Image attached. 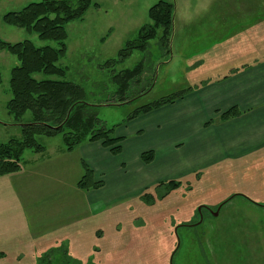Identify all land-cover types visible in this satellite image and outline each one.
Listing matches in <instances>:
<instances>
[{
	"label": "rangeland",
	"instance_id": "1",
	"mask_svg": "<svg viewBox=\"0 0 264 264\" xmlns=\"http://www.w3.org/2000/svg\"><path fill=\"white\" fill-rule=\"evenodd\" d=\"M41 1L0 0V39L56 48L54 42L40 41L35 34L2 22L3 15ZM159 1L174 7L169 46L160 44L158 31L145 52H133L111 69L101 68L117 60L124 44L149 23L148 10ZM66 33L67 51L57 63L66 70L63 80L85 90L87 103L97 107L107 128L115 127L116 136L136 109L264 61V0H92L80 21L67 24ZM140 62L143 73L130 87L134 99L110 104L117 99L111 71L130 70ZM17 66L15 57L0 52V143L20 138V125L5 109L11 98L10 71ZM34 78L57 80L43 74ZM29 120L27 113L24 123ZM47 140L61 142V137L37 138L43 147ZM252 157L185 174L176 179L178 188L162 199L159 196L166 191L152 188L148 203L133 196L107 200L104 212L78 222L77 228L85 226L84 237L69 247L68 261L53 255L51 264H264V151ZM81 177L62 179L68 208L86 204L82 195L70 193L77 192ZM18 185L0 183V189L8 192L0 208V264H41L43 256L60 247L57 237L63 231H56L50 242L37 235L46 210L56 207L49 205L48 190L34 180L21 179ZM104 190L102 195L109 199L110 189ZM58 192L51 195L61 201L55 197ZM66 213L60 207L51 224L67 226L72 212Z\"/></svg>",
	"mask_w": 264,
	"mask_h": 264
},
{
	"label": "crops",
	"instance_id": "2",
	"mask_svg": "<svg viewBox=\"0 0 264 264\" xmlns=\"http://www.w3.org/2000/svg\"><path fill=\"white\" fill-rule=\"evenodd\" d=\"M232 108H236L240 115L220 121L219 115ZM115 137L122 139L118 156H112L99 143H85L68 153L64 151L62 141L47 140L43 153L24 152L20 172L6 180L0 178V183L13 186H17L21 179L34 180L36 186L48 190L49 205L56 209L46 210L42 232L37 235L50 242L56 231H63L57 237L60 242L58 252L65 251L67 255L72 244L80 243L85 226L77 228L78 222L91 213L104 212L107 200L129 196L139 198L170 178L173 179L170 181H176L185 174L226 161L253 158L264 151V61L230 71L222 79L195 86L175 104L120 126ZM147 151L154 153V160L148 165L140 159ZM82 164L93 171L94 179L102 182L103 187L95 191H81L76 187L77 192L72 190L71 195H82L86 204L78 209L68 208L65 201L68 194L62 179L81 176ZM107 187L110 189L109 199L102 195ZM53 189L59 191L55 197L61 201L52 198ZM7 193L0 189L1 209L6 204ZM60 207L67 211L66 215L72 212V217L67 226L55 227L51 222ZM35 212L41 220L38 210ZM101 235L99 232L97 237Z\"/></svg>",
	"mask_w": 264,
	"mask_h": 264
},
{
	"label": "trees",
	"instance_id": "3",
	"mask_svg": "<svg viewBox=\"0 0 264 264\" xmlns=\"http://www.w3.org/2000/svg\"><path fill=\"white\" fill-rule=\"evenodd\" d=\"M92 0H42L30 3L18 12H10L2 17L5 25L35 34L40 41L54 42L57 47H35L30 41L7 43L0 39V52H5L17 59L19 66L10 71L9 92L11 98L5 105L7 115L15 124L20 125V138L0 143V178L21 171L23 154L31 151L41 154L45 151L37 141L38 137H61L65 152H72L85 143H99L112 156L121 153V138L113 136L115 127L107 128L97 116V107L87 103L85 90L71 82L63 80L66 70L58 67V61L66 54L67 24L80 21L91 6ZM172 4L159 1L148 10L149 23L141 26L136 38L127 41L118 52L117 60L107 61L101 68L111 69L124 62L133 52H145L150 41L161 31L160 44L169 46L172 30ZM143 63H138L130 70L119 73L111 71L110 81L115 86L114 96L117 98L106 104H123L134 99L130 97V87L139 83L143 73ZM36 74L55 77L57 80L44 79L37 81ZM1 83V75H0ZM195 88V86H193ZM194 88H187L136 109L122 124L170 106L182 100ZM30 113V120L24 123V117ZM240 115L232 108L219 115L224 122ZM118 127V126H117ZM142 163L148 165L154 160V153L147 151L141 154ZM83 174L76 186L81 191H95L103 187L102 182L94 179L93 171L82 164ZM179 182L165 181L154 186V190L163 188L166 192L159 198H165L178 188ZM148 203L147 193L139 197ZM59 250L47 253L41 258V264H51L52 256H61L66 261V252ZM62 255H58V254ZM65 253V254H64ZM59 258V257H58Z\"/></svg>",
	"mask_w": 264,
	"mask_h": 264
},
{
	"label": "water",
	"instance_id": "4",
	"mask_svg": "<svg viewBox=\"0 0 264 264\" xmlns=\"http://www.w3.org/2000/svg\"><path fill=\"white\" fill-rule=\"evenodd\" d=\"M215 216H216V214H215Z\"/></svg>",
	"mask_w": 264,
	"mask_h": 264
}]
</instances>
